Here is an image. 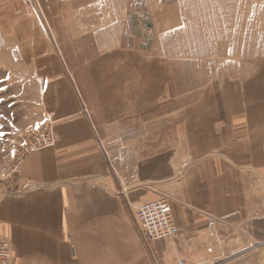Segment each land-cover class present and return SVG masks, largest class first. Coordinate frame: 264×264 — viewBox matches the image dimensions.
I'll use <instances>...</instances> for the list:
<instances>
[{
  "label": "crops",
  "instance_id": "1",
  "mask_svg": "<svg viewBox=\"0 0 264 264\" xmlns=\"http://www.w3.org/2000/svg\"><path fill=\"white\" fill-rule=\"evenodd\" d=\"M89 4L54 0L55 45L21 36L56 141L0 195L11 264H264V57L179 86L172 58L112 37ZM162 198L180 232L150 242L136 212Z\"/></svg>",
  "mask_w": 264,
  "mask_h": 264
},
{
  "label": "rangeland",
  "instance_id": "2",
  "mask_svg": "<svg viewBox=\"0 0 264 264\" xmlns=\"http://www.w3.org/2000/svg\"><path fill=\"white\" fill-rule=\"evenodd\" d=\"M82 1L90 3L88 19L105 23L112 37L127 36L172 58L174 82L179 86L204 74L212 77L219 68L229 70L245 57H264V0ZM53 3L13 0L8 8L14 25V19L0 13V195L14 192L16 176L5 178V168L15 146L26 132L38 134L51 123L41 114L34 88L32 35L21 36L36 33L35 52L42 51L45 39L55 45L50 22ZM19 19L27 24H17Z\"/></svg>",
  "mask_w": 264,
  "mask_h": 264
},
{
  "label": "built area",
  "instance_id": "3",
  "mask_svg": "<svg viewBox=\"0 0 264 264\" xmlns=\"http://www.w3.org/2000/svg\"><path fill=\"white\" fill-rule=\"evenodd\" d=\"M50 124L41 129L38 134L26 132L23 140L14 148V154L5 168V178L17 176L20 165L27 155L55 144L56 138ZM136 219L142 226L144 236L150 242L172 240L180 232L173 217L170 202L164 198L142 204L137 209ZM214 226L215 221L210 220L209 229L213 230ZM12 257L10 242L0 235V264H11Z\"/></svg>",
  "mask_w": 264,
  "mask_h": 264
},
{
  "label": "snow or ice",
  "instance_id": "4",
  "mask_svg": "<svg viewBox=\"0 0 264 264\" xmlns=\"http://www.w3.org/2000/svg\"><path fill=\"white\" fill-rule=\"evenodd\" d=\"M14 154V153H13Z\"/></svg>",
  "mask_w": 264,
  "mask_h": 264
}]
</instances>
